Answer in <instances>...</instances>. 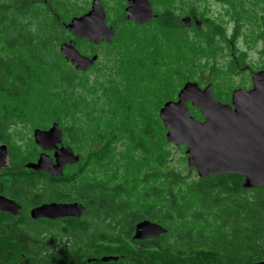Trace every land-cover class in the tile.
I'll use <instances>...</instances> for the list:
<instances>
[{
  "label": "trees",
  "instance_id": "obj_1",
  "mask_svg": "<svg viewBox=\"0 0 264 264\" xmlns=\"http://www.w3.org/2000/svg\"><path fill=\"white\" fill-rule=\"evenodd\" d=\"M78 16L81 15H75L72 8L60 0H0V95L14 104L12 112L20 115L21 108L17 105L27 104L35 83L48 78L52 86L47 92V101L52 107L48 114L62 128L63 136L70 135L73 141L88 144L90 161L95 166L110 157L108 145L114 137H109V141L102 136L89 140L85 133L90 126L80 121V126L69 125L70 116H74L72 111L82 108V93L75 87L82 71H77L69 62L65 61L66 65L50 63L47 59L52 48L59 52L57 46L68 34L65 25ZM172 20L159 21L158 28L174 39L185 29H175ZM124 23L139 27L133 21ZM205 27V31L197 32L211 43L215 26L206 23ZM117 32L115 37H118ZM147 42L143 38L138 43L136 50L142 57L138 66L130 71L124 64L133 60L132 57L116 56L110 70H104L107 74L101 80L104 90L110 92L113 86L119 88L114 84L113 72L122 74L121 79H124L141 68L140 87L148 94L146 99L150 97L147 87L156 82L151 72L159 61L152 60L147 51L152 49L162 56L172 47L166 44L159 49L153 41V47L145 50ZM187 48L185 53L189 55L191 48ZM195 65L197 63L190 59L186 62L190 71ZM168 69L172 70L165 73L179 75L174 67ZM182 72L184 76L180 77L187 83L189 79L185 77L191 73ZM125 87L129 88L125 90ZM130 88L123 85L120 92L130 94ZM140 96L135 89L131 95L119 97V104L126 111L139 108L146 100L137 104ZM4 109L10 111L7 106ZM12 112L10 117L14 115ZM8 120L2 119L3 122ZM91 121L95 122L93 116L89 118V123ZM133 134L131 132L130 139L147 154L146 141L154 142L150 127L145 126L140 135ZM0 141L13 143L5 135L0 136ZM18 152L13 156L9 148V166L0 172V194L20 205L22 217L29 216V210L43 202H79L84 206L82 218L93 222L32 221L26 225L20 222L22 217L0 213V264H252L264 260V186L243 189L241 175L220 174L187 182L175 169H163V156H160L149 161V170L146 168L140 178L116 179L108 174L105 179L93 177L87 182H77L76 175L66 176L63 172L61 177L53 178L48 173L25 168L28 162L37 160L36 147L28 153L18 155ZM76 165L80 175L85 170L83 162L79 160L71 166ZM186 196L195 198V206L184 201ZM98 219L101 222H96ZM144 219L159 223L166 228V233L157 239L133 240L135 224ZM94 257L97 261L90 260ZM107 257L117 260L101 261Z\"/></svg>",
  "mask_w": 264,
  "mask_h": 264
},
{
  "label": "rangeland",
  "instance_id": "obj_2",
  "mask_svg": "<svg viewBox=\"0 0 264 264\" xmlns=\"http://www.w3.org/2000/svg\"><path fill=\"white\" fill-rule=\"evenodd\" d=\"M60 1L64 2L69 9L72 8L75 15L88 12L92 2V0ZM99 1L105 10L106 23L119 33L117 32L118 37L114 36L112 43L102 42L94 45L87 40L79 41L67 31L66 40L63 42L73 39L82 55H98V61L90 69L79 73L75 87L80 94L82 93V108L72 111L74 116H70L69 125L76 123L80 126V121L90 126L85 133L89 140L102 136L103 140L109 141V137H114L108 145L111 154L108 159L102 160L100 165L92 166L88 144L80 143V140L75 142L70 135H64L63 144L69 145L80 156L81 164L83 162V169H85L78 175V166L70 165L64 169V175L78 176L77 182H87L93 177L105 179L108 174L115 176L116 179L140 178L146 168L147 171L149 170L150 160L163 156V169L167 167L175 169L187 182L198 180L196 171L187 166L185 146H175L165 140L166 129L163 128V123L158 116L159 108L168 99L176 100L178 91L185 83L180 77L184 76L182 71L191 73L185 77L189 79L188 82H195L202 88L211 85L213 98L223 103H230L234 90L240 88L248 90L252 87L251 73L264 70V0H148L156 17L149 24L139 27H131L129 23H124L126 22L124 9L128 0ZM166 18L173 19L171 23L175 29L178 28L179 31L180 27H183L185 31L183 33L179 31L180 35L174 39L172 36H166L158 28V22ZM206 23L215 26L211 43L197 32L200 29L205 31ZM143 38L148 40L145 50L153 47L151 45L153 41L159 49L166 44L172 47L162 56H158V52L152 49L147 51L152 60L159 61L153 66L151 72L156 82L149 83L147 87L150 97L146 99L148 94L144 88L140 87L141 68L124 79H121L122 74L113 72L114 84H118L119 88L115 89L113 86L110 92L104 90L101 86V80H104L107 75L104 70H110V63L116 56L124 54L130 56L129 59L132 57L133 60H129L127 65L124 64V68H128V71L138 66L139 58L142 56L136 48ZM188 46L191 52L186 55ZM52 49L47 56L50 63L66 65L65 60L58 54V50L52 51ZM189 59L197 63L191 71L186 66ZM172 67L178 70L179 75L165 73V70L171 71L172 69L168 68ZM123 85L131 86L130 94L124 95L120 92ZM51 87L48 78L36 82L26 99L27 104L17 105V108H21L20 115L12 112L14 104L10 103L4 95H0V136H8L9 141L13 142L6 144L0 141V145L5 144L8 147V155L9 148L13 156L17 151L20 155L21 152L28 153L33 148L35 150V147L39 154L43 152L34 143L33 130L41 127L46 129L54 123V118L48 114L52 107L47 101V92ZM127 88L129 87H125V90ZM135 89H138L141 94L137 104L146 100L139 105V108L126 111V108L119 104V97H127ZM133 98H136L135 94ZM5 106L10 110L9 112L5 111ZM188 108L196 119L202 120L198 110L189 104ZM11 112L14 115L10 117ZM90 112L94 113L90 114ZM92 116L95 122L89 123V118ZM3 118L9 120L3 122ZM145 126L150 127L154 136L153 144L148 141L145 143L148 147L147 154L140 149V145L135 140L130 139L131 132L134 136L140 135ZM48 154L52 157V152ZM8 158L7 156L6 166H9ZM150 167L157 166L150 165ZM184 201L195 206L193 196H186ZM19 217H22L21 213ZM22 218L20 222H25L26 225L33 221L28 215Z\"/></svg>",
  "mask_w": 264,
  "mask_h": 264
},
{
  "label": "water",
  "instance_id": "obj_3",
  "mask_svg": "<svg viewBox=\"0 0 264 264\" xmlns=\"http://www.w3.org/2000/svg\"><path fill=\"white\" fill-rule=\"evenodd\" d=\"M125 19L136 25L149 24L155 19L148 0H128L124 9ZM75 38L87 40L94 45L111 43L115 35L106 23L105 10L99 0H92L90 10L72 18L65 25ZM59 53L77 71L85 72L98 60V55H82L73 39L59 45ZM252 87L236 89L230 103L215 100L211 85L204 88L195 82L185 83L177 93L176 100L165 102L159 109L165 139L175 146H185L189 169L196 171L204 180L220 174L243 176V189H258L264 186V70L251 73ZM188 104L199 111L202 120L190 114ZM34 143L43 150L35 162L25 168L48 173L53 178L63 175L66 166L79 162V155L63 144V130L58 123L48 129L33 130ZM52 152V157L48 154ZM8 147L0 145V171L6 167ZM21 207L13 199L0 194V212L13 217L20 214ZM83 206L77 202H46L32 207V220L81 218ZM166 233V228L157 222L140 220L134 226L132 239L144 241L157 239ZM116 257L102 258V262L116 261ZM252 264H264V260Z\"/></svg>",
  "mask_w": 264,
  "mask_h": 264
},
{
  "label": "flooded vegetation",
  "instance_id": "obj_4",
  "mask_svg": "<svg viewBox=\"0 0 264 264\" xmlns=\"http://www.w3.org/2000/svg\"><path fill=\"white\" fill-rule=\"evenodd\" d=\"M90 57V56H89ZM65 169V168H64ZM64 172V171H63ZM50 202H53V201H50ZM55 202H60V201H55ZM43 203H46V202H43ZM60 203H65V202H60ZM66 203H69V202H66ZM77 203H79V202H77ZM42 204V203H41ZM81 204V203H80ZM39 205V204H38ZM82 205V204H81ZM83 206V205H82ZM83 212H84V206H83ZM0 213H2V212H0ZM20 213H21V211H20ZM5 214H7V213H5ZM20 215V214H19ZM18 217V216H17ZM32 220V219H31ZM68 220V222H93L92 220H85L84 218H82V216H81V218H79V219H76V218H71V217H68V218H61V219H55V220H47V219H38V220H33L34 222H64V221H67ZM96 222H101V220L100 219H98V221H96ZM90 260H92V261H97V258H92V259H90Z\"/></svg>",
  "mask_w": 264,
  "mask_h": 264
}]
</instances>
